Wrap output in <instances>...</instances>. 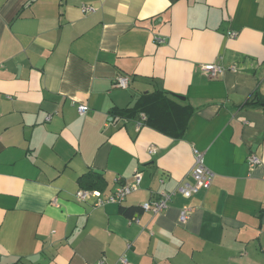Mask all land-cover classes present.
Masks as SVG:
<instances>
[{"label":"crops","instance_id":"crops-1","mask_svg":"<svg viewBox=\"0 0 264 264\" xmlns=\"http://www.w3.org/2000/svg\"><path fill=\"white\" fill-rule=\"evenodd\" d=\"M155 90L193 108L182 137L119 113ZM255 91L264 97V0H0V264H264ZM193 148L211 185L142 210L189 178ZM136 171L120 204L76 198L84 173L102 174L107 195Z\"/></svg>","mask_w":264,"mask_h":264},{"label":"built area","instance_id":"built-area-1","mask_svg":"<svg viewBox=\"0 0 264 264\" xmlns=\"http://www.w3.org/2000/svg\"><path fill=\"white\" fill-rule=\"evenodd\" d=\"M80 9L82 13L95 11V8L91 5H82ZM230 35L234 36L235 33L231 32ZM202 69L212 77L218 76L225 71V68L216 63L204 64L202 65ZM230 70L235 71L236 68L234 66H231ZM115 81L117 86L125 88L129 83V78L127 76H118ZM77 109L80 114H83L88 110V106L85 104H79L77 106ZM49 118L50 116L47 117V119ZM145 119V114L141 112L136 121L137 126L139 127L140 125H142ZM149 152L153 153L154 148L150 146ZM192 154L193 164L189 172V178H184L183 180H181L172 191H163L159 193L156 198L143 202L141 204L142 210L151 211L153 213H160L168 207V202L171 200L173 195L180 194L183 198L188 199L200 189H206L211 185L214 173L205 165L203 151L199 150L198 148H193ZM259 162L260 158L256 154H250L247 157V163L250 167L255 166ZM140 181L141 173L136 171L133 174L132 182L118 185L112 192L107 195H103L102 192L98 189H78L75 192V195L76 198L81 201L92 199V204L94 207L103 206L105 204H120L124 201L128 194L139 187ZM191 212V206L186 203L183 204L179 209V222H185ZM120 261L123 264H126V258L124 256L120 257Z\"/></svg>","mask_w":264,"mask_h":264},{"label":"trees","instance_id":"trees-1","mask_svg":"<svg viewBox=\"0 0 264 264\" xmlns=\"http://www.w3.org/2000/svg\"><path fill=\"white\" fill-rule=\"evenodd\" d=\"M246 103L264 104V97L255 91ZM141 112L146 116L145 124L169 136L180 138L185 133L193 108L172 99L165 91L155 90L141 94L133 106L119 110V113H127L133 117H139ZM77 180L83 189H101L105 183L104 177L98 172L84 173ZM119 210L132 216L138 208L120 206Z\"/></svg>","mask_w":264,"mask_h":264}]
</instances>
